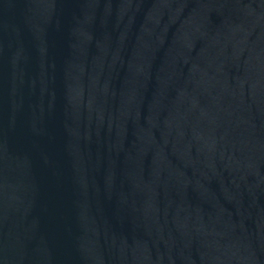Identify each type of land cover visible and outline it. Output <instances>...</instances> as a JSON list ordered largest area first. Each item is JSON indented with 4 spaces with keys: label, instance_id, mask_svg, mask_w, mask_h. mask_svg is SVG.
Masks as SVG:
<instances>
[{
    "label": "water",
    "instance_id": "1",
    "mask_svg": "<svg viewBox=\"0 0 264 264\" xmlns=\"http://www.w3.org/2000/svg\"><path fill=\"white\" fill-rule=\"evenodd\" d=\"M0 264H264V0H0Z\"/></svg>",
    "mask_w": 264,
    "mask_h": 264
}]
</instances>
